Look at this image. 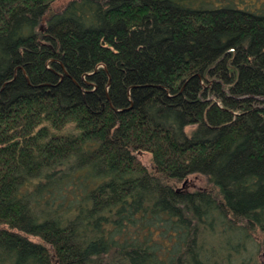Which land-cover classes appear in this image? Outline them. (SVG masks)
Wrapping results in <instances>:
<instances>
[{"label": "trees", "instance_id": "1", "mask_svg": "<svg viewBox=\"0 0 264 264\" xmlns=\"http://www.w3.org/2000/svg\"><path fill=\"white\" fill-rule=\"evenodd\" d=\"M55 1L0 0V264H264V0Z\"/></svg>", "mask_w": 264, "mask_h": 264}, {"label": "rangeland", "instance_id": "2", "mask_svg": "<svg viewBox=\"0 0 264 264\" xmlns=\"http://www.w3.org/2000/svg\"><path fill=\"white\" fill-rule=\"evenodd\" d=\"M69 1L70 0H56L54 3H52L51 8H52L53 11L58 12V11L62 10V8L65 6V4L67 2H69ZM204 1H210V2L213 3V2H216L217 0H204ZM190 130H191V128H187V129H185V132L188 133ZM148 158L149 157L146 154H143V155H141L139 157L141 163H143V164H146L147 163ZM261 261L264 262V254L263 253L261 255Z\"/></svg>", "mask_w": 264, "mask_h": 264}]
</instances>
